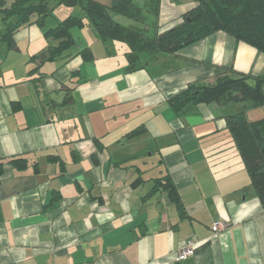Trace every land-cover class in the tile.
<instances>
[{
	"label": "crops",
	"instance_id": "1",
	"mask_svg": "<svg viewBox=\"0 0 264 264\" xmlns=\"http://www.w3.org/2000/svg\"><path fill=\"white\" fill-rule=\"evenodd\" d=\"M172 1L157 32L194 5ZM65 15L22 28L14 49L0 44V264H264V211L223 110L168 104L223 67L264 74V55L218 32L127 73L126 56L117 63L122 52L85 25L48 60L57 43L45 34L82 16ZM164 175L182 210L166 192L144 200ZM218 221L227 228L215 233ZM190 242L195 253L178 260Z\"/></svg>",
	"mask_w": 264,
	"mask_h": 264
},
{
	"label": "trees",
	"instance_id": "2",
	"mask_svg": "<svg viewBox=\"0 0 264 264\" xmlns=\"http://www.w3.org/2000/svg\"><path fill=\"white\" fill-rule=\"evenodd\" d=\"M192 2L194 5L177 17L178 23L157 32L162 0H147L143 6L133 0H111L110 5L96 0H60L58 6L79 8L82 16H69L45 34L46 38L57 43L48 49L47 59L61 58L74 44L70 30L85 25L90 26L104 43L125 45L127 73L145 69L150 59L160 55L177 57L181 50L218 32H224L264 55V0ZM54 10L55 7H51L48 0H12L9 7L0 0V44L14 49L17 32L31 24L43 26ZM116 17L126 18L138 26H124ZM84 55H87L86 60L92 59L88 52H84ZM219 70L213 83H190L169 98L168 104L177 115L200 105H217L223 110L227 130L264 211V118L249 120L246 116L248 110L264 108V74H245L224 67ZM139 132H133L131 137ZM140 182V179L136 181L138 184ZM158 192H166L177 209H183L169 176L155 179L144 200Z\"/></svg>",
	"mask_w": 264,
	"mask_h": 264
},
{
	"label": "rangeland",
	"instance_id": "3",
	"mask_svg": "<svg viewBox=\"0 0 264 264\" xmlns=\"http://www.w3.org/2000/svg\"><path fill=\"white\" fill-rule=\"evenodd\" d=\"M59 1L60 0H48L49 5L51 7H55V12H54V14L52 16L53 19H51L50 21L57 22V20L65 18V16H66L65 14H66L67 10L72 12L73 15H78V14L82 15V11L79 8H74V9H69L68 8L67 9L66 7L60 6L59 9H56ZM96 1L101 2L103 4H106V5H110V3H111V0H96ZM145 1L146 0H133L134 3L139 4L141 6H143L145 4ZM187 1H192V0H187ZM172 3L175 4V7H179V8L181 7V0H178L177 2L176 1H172ZM119 18H120L119 20L121 22L125 23L124 26H130L131 24H133L135 26H138V24H135L134 22H130L126 18H123V17H119ZM123 23H121V24H123ZM168 26L170 27L171 25H168ZM169 27H167V28H169ZM112 46L122 52V53H120V55L117 56V60H116L117 63L122 62V63L126 64V58H125V55H124V50L127 51V49H126L125 45H123L121 43H113ZM246 116H247V118L249 120H255V119L264 118V108L248 110L246 112Z\"/></svg>",
	"mask_w": 264,
	"mask_h": 264
},
{
	"label": "built area",
	"instance_id": "4",
	"mask_svg": "<svg viewBox=\"0 0 264 264\" xmlns=\"http://www.w3.org/2000/svg\"><path fill=\"white\" fill-rule=\"evenodd\" d=\"M227 228V224L221 221L215 222L213 224V232L217 233ZM198 244L196 242H190L185 248H183L178 253V260L186 259L187 257L193 255L197 249Z\"/></svg>",
	"mask_w": 264,
	"mask_h": 264
}]
</instances>
